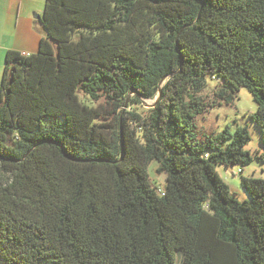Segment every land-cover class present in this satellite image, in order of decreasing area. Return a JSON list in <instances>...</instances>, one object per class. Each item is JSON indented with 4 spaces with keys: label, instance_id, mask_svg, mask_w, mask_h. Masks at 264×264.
<instances>
[{
    "label": "trees",
    "instance_id": "trees-1",
    "mask_svg": "<svg viewBox=\"0 0 264 264\" xmlns=\"http://www.w3.org/2000/svg\"><path fill=\"white\" fill-rule=\"evenodd\" d=\"M38 21L37 52L4 56L0 264H264V178L240 201L216 170L264 162V0H45ZM240 88L256 155L246 126L195 134Z\"/></svg>",
    "mask_w": 264,
    "mask_h": 264
},
{
    "label": "rangeland",
    "instance_id": "rangeland-1",
    "mask_svg": "<svg viewBox=\"0 0 264 264\" xmlns=\"http://www.w3.org/2000/svg\"><path fill=\"white\" fill-rule=\"evenodd\" d=\"M44 2L45 0H43V4ZM41 3L40 1V5ZM36 5L39 4L36 3ZM11 16L12 13L10 14V18ZM31 19L37 23L39 31L29 28L23 21H21L19 26L15 29L0 30V84L2 80L5 50L8 48L13 50H23L27 48L34 49V53L37 52L38 42L40 37L44 36V31L38 18L31 15ZM34 35L36 36L35 39ZM220 86L221 82L218 78L212 76L207 77V87L202 92L205 100L211 101L213 91ZM155 99L156 97L153 99L140 98V100L136 101L134 96L129 95L126 109L135 111L141 116H147ZM255 110L256 104L251 94L246 88H240L233 104H221L220 106L209 108L195 118V134L197 139L203 140L206 136L212 133H219L225 128L234 132L237 127L246 126L250 133V140L245 146V149L254 155L259 154L262 152L260 133L256 125L248 118V115L255 112ZM157 166L158 163L156 161H152L148 164L147 171L149 178L154 186L159 189H164L165 174L157 172ZM216 170L222 180L228 185L230 192L236 194V197L240 201L248 198L240 185V176L264 178V162L258 159H254L249 165L244 167L240 165H232L229 167L217 165ZM177 263L182 264L180 255L177 257Z\"/></svg>",
    "mask_w": 264,
    "mask_h": 264
},
{
    "label": "crops",
    "instance_id": "crops-1",
    "mask_svg": "<svg viewBox=\"0 0 264 264\" xmlns=\"http://www.w3.org/2000/svg\"><path fill=\"white\" fill-rule=\"evenodd\" d=\"M40 1L42 2L41 5ZM36 3L39 5H36ZM43 5V0H0V30L15 29L19 26V23L23 21L29 28L39 31V27H37V23L31 19V15L38 18V16L42 14L44 8ZM11 13L12 16L10 18ZM35 37L36 36L34 35V39ZM7 50L13 49L8 48ZM7 50H5V52ZM16 51L23 54L34 53V49L27 48Z\"/></svg>",
    "mask_w": 264,
    "mask_h": 264
},
{
    "label": "water",
    "instance_id": "water-1",
    "mask_svg": "<svg viewBox=\"0 0 264 264\" xmlns=\"http://www.w3.org/2000/svg\"><path fill=\"white\" fill-rule=\"evenodd\" d=\"M160 96V91L158 92V97Z\"/></svg>",
    "mask_w": 264,
    "mask_h": 264
},
{
    "label": "built area",
    "instance_id": "built-area-1",
    "mask_svg": "<svg viewBox=\"0 0 264 264\" xmlns=\"http://www.w3.org/2000/svg\"><path fill=\"white\" fill-rule=\"evenodd\" d=\"M23 54V53H22ZM25 55H27V54H25ZM240 171V170H239ZM159 191H162L161 189H159Z\"/></svg>",
    "mask_w": 264,
    "mask_h": 264
}]
</instances>
